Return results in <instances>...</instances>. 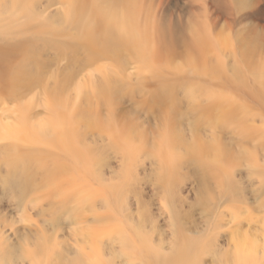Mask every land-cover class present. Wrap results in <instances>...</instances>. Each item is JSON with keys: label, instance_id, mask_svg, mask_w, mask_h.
I'll return each mask as SVG.
<instances>
[{"label": "rangeland", "instance_id": "rangeland-1", "mask_svg": "<svg viewBox=\"0 0 264 264\" xmlns=\"http://www.w3.org/2000/svg\"><path fill=\"white\" fill-rule=\"evenodd\" d=\"M0 34V124L53 120L0 130V264H264V0H0Z\"/></svg>", "mask_w": 264, "mask_h": 264}, {"label": "bare ground", "instance_id": "bare-ground-1", "mask_svg": "<svg viewBox=\"0 0 264 264\" xmlns=\"http://www.w3.org/2000/svg\"><path fill=\"white\" fill-rule=\"evenodd\" d=\"M73 1V0H71ZM0 37L1 34H0ZM3 41L2 38H0V42ZM107 45V44H106ZM81 46V45H79ZM90 49V47H89ZM252 52V51H251ZM18 53V49L13 47V46H6V45H2L0 44V58H5V57H12V56H16V54ZM53 120H45L43 123H38L36 124V127H31V129H25L26 127V122L24 123V121L22 120V128L21 129H17L16 126H10V125H5V124H0V130H3L4 135H1V137H8V138H12V139H18V140H30L33 137H35V134L41 133V132H45L47 125L49 124L48 122H52ZM64 131V128L63 130ZM62 138H59V140L61 141ZM183 145H185V147L187 148V152L190 154H212L214 155L213 157L216 158L219 153L217 152L218 149L216 150V145L215 143H213L212 141L210 142H205V141H189V142H184ZM133 147V146H132ZM64 148L68 151H70V144L64 146ZM152 151L154 152L155 150L152 149ZM159 152L161 155H165V151L163 150V148H159ZM166 173V172H165ZM167 175V173H166ZM77 196H75L76 198ZM82 200H85L82 199ZM258 235V234H257ZM260 235H263L264 238V220L262 221V226L260 229ZM237 239L238 240V245L235 251V264H256L258 258H262V251H260V247H261V241L257 238L256 235H253V233H243L241 234ZM263 248H264V244H263ZM136 250V249H134ZM133 250V251H134ZM99 249L97 251H93L92 253H88L86 255H84L82 258H80L79 260L82 261V264H106L104 262V260L99 256L98 253ZM134 253V252H133ZM132 254L131 252L128 251H123V255L127 256V260L131 261L133 260V258L131 257ZM101 255V254H100ZM136 260V259H135ZM168 259H164L163 263L164 264ZM189 260L188 258H186V256L183 255L182 259L180 260L179 264H189ZM70 264V263H68ZM72 264V263H71Z\"/></svg>", "mask_w": 264, "mask_h": 264}]
</instances>
